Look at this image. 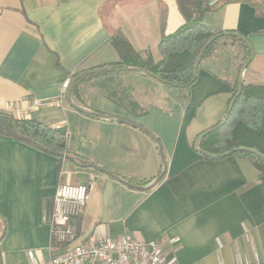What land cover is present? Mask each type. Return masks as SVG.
Segmentation results:
<instances>
[{
  "label": "crops",
  "instance_id": "1",
  "mask_svg": "<svg viewBox=\"0 0 264 264\" xmlns=\"http://www.w3.org/2000/svg\"><path fill=\"white\" fill-rule=\"evenodd\" d=\"M202 20L247 36L254 56L244 84L264 85V0H225ZM186 22L179 0H0V114L23 118L15 112L39 100L24 118L65 133L76 156L123 179L72 161L60 168L58 156L0 132V264H43L59 253L50 225L59 183L91 186L74 221L80 240H159L177 264H237L246 255L264 264V174L248 158L208 160L195 148L197 137L225 118L251 57L245 60L239 41L221 38L188 88L126 68L74 85L76 105L141 125L160 142L166 172L152 189L145 188L164 165L150 135L87 116L68 95L63 106L53 105L65 81L120 60L110 42L118 31L159 61L163 35Z\"/></svg>",
  "mask_w": 264,
  "mask_h": 264
},
{
  "label": "trees",
  "instance_id": "2",
  "mask_svg": "<svg viewBox=\"0 0 264 264\" xmlns=\"http://www.w3.org/2000/svg\"><path fill=\"white\" fill-rule=\"evenodd\" d=\"M179 3L187 22L174 34L163 35L160 43L162 58L159 61H156L150 52L137 51L128 38L118 31L110 38V42L118 51L120 60L110 63L108 66L113 69L143 68L169 85L174 84L177 88L190 87L196 80L195 64L199 54L211 38L222 33L213 30L203 22L202 15L207 11L216 10L221 4L215 8H208L206 0H179ZM221 38L209 46L203 60L212 54ZM233 39L243 45L246 50L245 60H247L251 55L250 48L243 41ZM238 90L239 84L236 81L232 86L230 103L237 95ZM120 103L124 104L121 100ZM15 128L20 134L40 143L46 148L45 151L53 155L56 153L75 155L68 146L67 135L43 121L33 118L0 116V132L35 146L32 142L19 138ZM240 147L256 149L264 154V85L243 84L241 95L236 99L226 124L200 140L197 151L208 160L212 159L208 156L209 154L220 155V158L227 156L248 158L260 173L264 174V159L262 157L243 151L227 154ZM58 158L61 168V163L68 160L59 156ZM79 158L81 160L80 169L97 172L95 168L88 166L91 161L83 157ZM77 229L80 235L79 223Z\"/></svg>",
  "mask_w": 264,
  "mask_h": 264
},
{
  "label": "built area",
  "instance_id": "3",
  "mask_svg": "<svg viewBox=\"0 0 264 264\" xmlns=\"http://www.w3.org/2000/svg\"><path fill=\"white\" fill-rule=\"evenodd\" d=\"M225 0H206L208 8H215ZM71 81H65L60 96L53 105L63 106L67 100ZM41 107L39 100L21 110L16 115L28 117ZM91 186L59 183L50 218L52 241L59 253L43 264H177L172 249H166L159 240L105 239L101 236L80 240L75 220L79 218L89 199ZM250 241V235L247 234ZM169 242V241H168ZM174 239L170 240L173 244ZM237 264H262L258 259L240 257Z\"/></svg>",
  "mask_w": 264,
  "mask_h": 264
},
{
  "label": "water",
  "instance_id": "4",
  "mask_svg": "<svg viewBox=\"0 0 264 264\" xmlns=\"http://www.w3.org/2000/svg\"><path fill=\"white\" fill-rule=\"evenodd\" d=\"M221 37H233V38H236V39H239V40L243 41L250 48V50H251V57H250L249 61L241 69V73H240V76H239V79H238L239 90H238V93L235 96V98L231 101L225 118L218 125H216V126L210 128V129L202 132L197 137L196 142H195V148H196V150H198V143H199L200 140H202L204 137H206L208 134L212 133L216 129H218V128L222 127L223 125H225L226 122L228 121L229 116H230V113L232 112V109L234 107L235 101L241 95V92H242V87H243V84H244V80H243V72H244V69L247 68L248 64L250 63V61L252 60V58L254 56V51H253L252 45H251L250 41L248 40V38L245 35H241L240 33H237V32H234V31H225V32H222V33H220L218 35H215L213 38H211L206 43L205 47L202 49L201 53L199 54V57H198V59L196 61V64H195V79H196V77L198 75V71H199V68H200V65H201V62L203 60V57L205 55L206 50L209 48V46L214 41H216L218 38H221ZM126 69L127 70H130V71H137V72H140V73H144V74H146V75H148L150 77H153V78H155V79H157V80H159V81L167 84L166 81L161 80L158 76L154 75L153 73H151V72H149V71H147V70H145L143 68H139V67H129V68H126ZM113 71H120V69H116L115 70V69H112V68H109V67H101V68L93 69V70H90V71H84V72L76 75V77L73 79V81L71 83V86L69 88V94H68L69 102H70V105L72 107H74L76 110H78L79 112H81V113H83V114H85L87 116H94V117L103 118V119H110V120H114V121H117V122H120V123L128 124V125H131L133 127L138 128V129H141L142 131H144L145 133H147L148 135H150V137H152V139H154V141H156L158 143L159 148H160V151H161V156H162V160H163L164 170L155 179V181H153V183H151L149 186H147L145 188V189L149 190V189H152L158 183V181L164 176V174L166 172L165 154H164V149L161 146L160 142L145 127H143L141 125H138L136 123H133V122L127 120V119H123V118L116 117V116H111V115H108V114H105V113H101V112H97V111H92V110L85 109L83 107H80V106L76 105L74 103V101H73V98H72V92H73L74 85L80 79H82V78H84L86 76H90V75H95V74H100V73H107V72H113ZM171 86L176 87V85H174V84H171ZM0 116H4V117H7V118H11V116L3 115V114H0ZM15 131H16V134H17V136L19 138H21L23 140L30 141L36 147H38V148H40L42 150H46V148L44 146H42L40 143L32 140L31 138H29L27 136H24V135L20 134L18 132L17 128H15ZM239 151L249 152V153L255 154L257 156H260V157H262L264 159V154H262L260 151H258L256 149H252V148H249V147L236 148V149L230 151L227 154H232L234 152H239ZM56 155L59 156V157H63V158H65L68 161H72L74 163H77L79 165L81 163L80 158L78 156H76V155H68V154H64V153H56ZM208 156L210 158H212V159H219L221 157L220 155H216V154H209ZM88 166L91 167V168H95L97 171H100V172H102L104 174L110 175L111 177H113L114 179H116L118 181H123V179H121L116 174L112 173L111 171H109L108 169H106V168H104L102 166L96 165L95 163L90 162V163H88Z\"/></svg>",
  "mask_w": 264,
  "mask_h": 264
}]
</instances>
